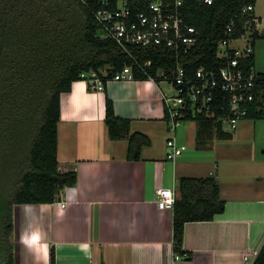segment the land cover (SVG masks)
<instances>
[{"label":"crops","instance_id":"0c3cea01","mask_svg":"<svg viewBox=\"0 0 264 264\" xmlns=\"http://www.w3.org/2000/svg\"><path fill=\"white\" fill-rule=\"evenodd\" d=\"M173 93L169 82L132 78L110 81L103 91L77 80L61 95L59 168L75 169L78 181L53 203L14 207L18 264H50L52 246L57 264H243V250L264 238V159L253 152L244 165L234 163L212 142L234 140L251 121H240L232 138L211 130L198 144V126H189L197 120H186L175 133L168 129L164 95ZM107 95L116 114L131 120L132 131L150 138L141 159H128L126 138H110ZM172 136L187 147L176 160L167 159ZM208 175L220 184L225 211L213 220L186 222L182 249L191 257L177 259L173 211L157 206V189L176 187L180 177Z\"/></svg>","mask_w":264,"mask_h":264},{"label":"trees","instance_id":"16d2710c","mask_svg":"<svg viewBox=\"0 0 264 264\" xmlns=\"http://www.w3.org/2000/svg\"><path fill=\"white\" fill-rule=\"evenodd\" d=\"M114 8L117 0H106ZM150 0H127L134 10H145ZM256 0H186L183 11L187 20L201 32L199 42L180 62L193 76L205 66L218 69L226 60L218 56L219 42L226 29L234 26L231 39L255 28L254 12L242 10ZM103 0H0V264H18L13 242L14 207L25 203H53L66 187L77 184L75 169L63 172L58 160V124L61 119V95L69 92L82 73L98 71L103 80L126 66L133 78L160 82L171 81L178 64L176 53L168 47L127 49L108 37L96 21ZM254 31L252 37H256ZM254 39V38H253ZM151 62L150 64L147 62ZM255 68L256 57L244 61ZM258 98L247 115L264 117V72H259ZM91 88L90 84H88ZM217 109V116L222 115ZM199 123L197 143L217 132L232 138L219 121L188 112L186 120ZM105 123L111 139L128 140L127 157L142 158L145 145L151 144L143 132L132 131L131 120L116 114L113 100L106 96ZM173 208V247L182 249L184 226L188 221H209L225 211L220 184L214 175L184 176L176 184ZM50 264H57L56 249L50 250ZM257 264H264V245Z\"/></svg>","mask_w":264,"mask_h":264},{"label":"built area","instance_id":"2783aa9c","mask_svg":"<svg viewBox=\"0 0 264 264\" xmlns=\"http://www.w3.org/2000/svg\"><path fill=\"white\" fill-rule=\"evenodd\" d=\"M213 4L215 0H201ZM186 0H150L145 10H134L127 5L116 8L104 1V7L96 12V21L108 37L127 49L131 45L141 47L161 46L171 48L178 59V64L170 80L165 76L162 81L169 82L174 90L172 95H164L165 118L168 129L175 133L186 121L188 112L197 117L205 116L219 121L222 126H229L228 132L237 129L240 121L245 119L251 105L258 98L257 82L259 75L254 68H248L245 60L253 53V37L246 39L244 45L232 46L231 39L234 26L226 29V37L219 42L218 56L226 62L218 69L199 67L193 76L180 62V56L187 54L199 42L201 32L191 24L183 11ZM255 5L249 4L242 13L254 12ZM256 21V18L254 19ZM147 63H151L150 61ZM81 77L97 91L106 89L110 81L133 78L131 66L124 67L112 78L103 80L98 71L82 73ZM217 109L222 115L217 116ZM175 136L167 141V159L176 160L185 150ZM177 193L176 187H160L157 189V206L162 210H173ZM62 202V206H66ZM264 245V238L254 246L243 250V264H257ZM186 254L177 253V259Z\"/></svg>","mask_w":264,"mask_h":264},{"label":"rangeland","instance_id":"374dc122","mask_svg":"<svg viewBox=\"0 0 264 264\" xmlns=\"http://www.w3.org/2000/svg\"><path fill=\"white\" fill-rule=\"evenodd\" d=\"M255 13V15L259 17V19L256 20L255 28L253 31L248 29L237 44L244 45L248 43L246 39H249L254 31H258V35L256 37L253 36L256 57L255 70L257 72H264V0H256ZM242 121H251V126H249L245 132L231 141H224L215 137L212 144L220 143L218 150H221V153L227 154L231 162L242 163V165H244L245 162H247L245 160H248L249 155L253 152H255L259 158L264 159V117L259 119H245ZM253 122H255V124H253ZM189 124L190 122H186L185 126ZM189 126L193 128L194 126H198L197 128H199V123L195 121ZM224 128L228 130L229 126L225 124ZM193 133L197 134L198 131L194 130ZM190 138H192V136H190Z\"/></svg>","mask_w":264,"mask_h":264}]
</instances>
